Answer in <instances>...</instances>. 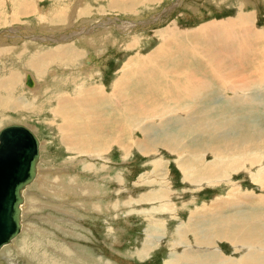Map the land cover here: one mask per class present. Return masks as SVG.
<instances>
[{
  "label": "rangeland",
  "instance_id": "374dc122",
  "mask_svg": "<svg viewBox=\"0 0 264 264\" xmlns=\"http://www.w3.org/2000/svg\"><path fill=\"white\" fill-rule=\"evenodd\" d=\"M246 16L252 18L250 29L253 28L258 37L248 38L252 42L255 41L252 43L254 52L251 51L256 59L254 65L245 69L242 63L239 71L233 63L237 61L238 56L250 54L249 49L233 59L230 56H233L236 50L238 53L241 52V48L237 47L240 50L234 51L230 47L234 51L231 55L227 54L226 49H221L217 53L221 55L224 67L230 65L240 73L221 69L216 75L209 69L208 73L214 76L209 73V77L206 75L207 66L203 65L206 61L197 60L195 55L194 59L201 65L191 61L188 64L189 69L186 67L175 74L181 78L182 86L187 84L193 87V84L198 83L199 77L209 81V84L211 82V85L217 82L213 88L218 87L216 89L220 90L223 89L224 82L225 87L229 88L223 91L226 96H232L234 90L242 87L251 88L256 78L264 82V0H0V97L14 99L6 104L9 109L4 110L0 107V130L6 125L20 123L35 130L42 143L38 175L25 192L22 232L11 245L0 251V264H168L172 254L181 255L187 263L194 257V261H190L191 264H195L197 256L206 254L210 255L207 258L209 260L204 261L206 264L214 262L219 264L221 261H218L219 254L212 252L214 247L222 249L223 257L233 258L231 260L233 264L237 259L241 262L242 259L251 258L252 252L247 251L250 246L240 249L239 243L233 244L227 240L229 229H222L224 238L210 232L213 231L212 227L217 219L223 227L235 226L233 221L242 216L250 214L249 217L252 215L251 217L255 218V215L261 212L253 211L255 212L253 214L249 211L253 210L252 205L260 210L264 206V200H260L264 198V181L260 182L259 179L264 176L263 171L259 170L264 169L263 150L260 154L257 152L258 165L249 164L244 161L247 157L241 159V156H238L239 170L236 172L227 170L228 174L224 173L219 183H208L204 179L199 181L205 164H214L215 158L209 153L200 156L191 153L190 151L198 153L199 150L186 147L171 152L160 140L154 147H150V141L145 136L149 134L152 142L161 136L156 125L161 123V118L155 116L154 119H149L153 120L151 122L154 126L150 127L152 123L145 118L143 120L142 117L133 116L136 118L134 119L132 113H129L131 116L124 115L123 110H127V107L130 109L133 105L127 102L130 96L129 88L135 90V86L130 83L128 96L116 97L115 102H112L115 105L107 103L106 107L95 105L92 108H99L92 111L95 125L87 126L88 129L92 127L90 130L94 131L90 132L87 129L88 132L84 134L88 133L87 136L94 137L102 135L104 138L110 136L104 139L105 142H101L103 152L97 150L91 153L92 146L86 143L87 139L77 138L82 134L70 131L72 124L76 122L83 124L85 120L82 122L74 118L71 125H68L65 123L66 118L58 113L60 102L69 98L74 104L83 95L93 96L94 88L96 90L97 87L103 86V90L112 95L115 82L123 75L125 66L131 59L134 63L138 59L145 62L160 48L164 42L163 38L182 36L187 38L188 33L203 25L216 21L223 24L228 20ZM174 35L176 37H173ZM246 36L247 33L244 37ZM244 37L240 38L241 41L247 39ZM66 46L68 48L65 50L68 49L72 55L65 56L67 60L59 50ZM242 49L245 50L244 47ZM196 50L193 52L197 53ZM57 55L63 59L57 58ZM90 55L94 57L91 61L88 59ZM49 56L53 58L51 61L47 59ZM39 57L41 61L44 57L42 63H46V69L45 71L42 69L41 73L36 67L31 68V64H35L37 59L40 60ZM53 60L56 61L52 63ZM26 72H32L41 82L42 87L38 92L33 93L25 87ZM219 72L222 76H219ZM245 77L248 80L241 84V79H246ZM181 91L177 93L180 104H170V107L166 104L158 110L162 111L164 107L165 111L168 109L178 111L174 120H171L172 112L166 120L175 122L170 125L173 127H169V131L179 132V128L181 130L183 126L186 130L191 127V131L185 130V135L181 133L184 138H181L183 141L180 142L186 146L201 145L204 142V133L192 131L203 125L202 116H194L187 120V124L191 121L190 126L177 121L185 120L184 114L187 112L185 107L190 104V101L183 100L186 96L185 90ZM16 99L22 107L14 106ZM217 101H208L207 104L203 100L202 103L209 108L217 107L218 112V107L223 102ZM142 102L145 107L150 105L146 100ZM224 107L226 106L221 108ZM190 109L194 111L195 107ZM99 112L103 113L99 115ZM177 115H181L180 118ZM263 119L251 121L263 126ZM134 121L137 123L134 124ZM143 129L148 133L146 134ZM67 133L72 137L71 142L62 137L64 134L67 136ZM110 134L117 136L111 137ZM75 136L77 137L73 138ZM73 143L76 148L72 147ZM68 145H71L72 149ZM147 145L149 148H146ZM191 162H194L193 167L190 165ZM237 194L248 195L250 199H246L245 196L239 197ZM237 200H241L240 204ZM262 214L264 212L261 216ZM254 221L258 222V219ZM241 224L247 225L244 221ZM183 227L185 229L181 230ZM199 228L201 236L206 231V237L207 235L212 237L214 246L209 244L211 240H208L209 242L203 240V244L198 242ZM262 235L261 239L249 240V244L254 248L261 247L255 241L264 239V233ZM145 242L146 245L148 242L154 244L150 252L147 249L146 256V251L143 252ZM204 245H208V248L205 249ZM263 247L264 245L261 247L264 251ZM140 253L143 254V258Z\"/></svg>",
  "mask_w": 264,
  "mask_h": 264
},
{
  "label": "bare ground",
  "instance_id": "6f19581e",
  "mask_svg": "<svg viewBox=\"0 0 264 264\" xmlns=\"http://www.w3.org/2000/svg\"><path fill=\"white\" fill-rule=\"evenodd\" d=\"M24 6L26 7L27 5L24 4ZM243 16H245V13H244ZM238 18L237 19H234V20H228L227 22H225L223 24H221V21H220V23H219V21L218 22L216 21V22H213V23H210V24L203 25L199 29H196L194 32L188 33L187 34V38L184 37V36H182L183 38L182 37L181 38L176 37L177 36L176 35L177 34V29H176V34H175L176 36L175 35L173 36V37H176V38H168V37L167 38L166 37L163 38V41L164 42L161 44L160 48L157 49L156 52L154 54H152L145 62L143 60H142L143 61L142 62L140 59H138L139 61L136 60L135 61L136 63H134L132 61V59H131V62H129L125 66V70L123 71L124 72L123 75L115 82V84L113 86L114 87V92L112 93V95L107 94L108 91L105 92L103 90L104 88H102L103 86H101V87H97L96 88V90L99 89V91H97V92H96L95 88L93 87L94 88L92 90L93 93H94L93 96L83 95L80 98V100H78L74 104H73V100H71V99H69V98L66 97L67 100L66 101L64 100L65 103L64 102H62V103L60 102V105H59L60 106L59 107L60 110L58 111L59 114H62V116H64L66 118L65 119L66 120L65 123L68 124V125H71V122L74 120V118H76V120H80L82 122H84L83 120H85V122L87 120V123H85V122H84L85 124L83 123L84 125L83 124H80L81 122L78 123L76 121H75L76 123L72 124L70 131H72L73 133H76L77 132L76 134H79V135L82 134L81 136H78V137L75 136L73 138H76V137L77 138H80V137H82V138L87 139V141L85 140L86 143H88L89 146H92L91 147V150H90L91 153H93L92 151L95 152L97 150H102L101 148H103V147H101L102 146L101 145V142L102 143L105 142L104 139H107L106 137H110V136L107 135L104 138V137H101L102 135L101 136L99 135L100 137H94V136H87L88 133L87 134H84V132L86 133L88 131H90V132L94 131V130H90V128L92 129V127H89V129L87 127V126H91V125L94 124V122L92 120V111L95 108L94 109H92V108L95 105L96 106L103 105L104 107H106V104L107 103L111 104L113 101L115 102V98L116 97L119 98L120 95L122 97H124V98L127 97L128 96V88H129V86L131 84V85L135 86L134 87L135 90L133 88H132L133 90L131 88H129L130 96L128 97L127 102L129 103V105L130 104H133V105H132V108H130V109H128V107H127V110L128 111L127 110H123L125 112L124 115H129V113H132L133 114L132 117L133 116L134 117L137 116V118L138 117L139 118L142 117L143 120L145 118L148 122L152 123V126H150V124H149L150 127H154V126H153V122H151L153 120H149V119H154L153 117H155V116L158 117V118H161L160 119L161 123L160 122L158 124L154 123V125L156 124L158 126L159 133L161 135L159 137L157 136L158 139L156 138V141L152 142L153 140L151 141L149 139V134L147 136H145L148 133V131H146V130L143 129L145 131V133H146L144 135L145 138L147 137V140L150 141V143H149V146L151 145L150 147H154V144H156L157 141L160 140V142L165 143L164 144V147L166 149H168L169 151H171V152H173L174 149H177L178 148V150H179L180 148H183L184 149L186 147L187 149H193V150L194 149H197V150H199L198 153H197V151H196V153L193 152V151H190L191 153H194V154H197V155L199 154V156H200V154L206 155V154L209 153L211 156H213L215 158L216 161H215L214 164H211V165H206L205 164L203 170H201L202 172H201V175L199 176V181H203V179H204V180L208 181V183L209 182L210 183H214V184L215 183H219L220 181H222V176H224V173H227L226 172L227 170H232V172H236L237 170H239L240 164L238 163L239 162V157L238 156H241V159L247 157L245 160L244 159L243 160L246 161L249 164H252V165L253 164H257L258 165L259 164L258 156L261 153L260 151H262V150L264 151V127H263L264 125L263 126L258 125L254 121L252 122L251 119H256L257 120V119L264 118V82L262 80H258V78H256L258 81L255 79L256 81L253 82V86H252L253 88L251 87L252 88L251 89V88L248 87L247 88L248 90H247L245 87H242L241 88V86H242L241 84H242V82H246L245 80H248V78H246V77H245L246 79H243L242 78L244 81L241 79V84H240L241 85L240 86L241 89L234 90L235 93L233 92L234 94H231L232 96H229V95L226 96V95H224V92L223 91L224 90H227L228 87L227 88L225 87V85H224L225 83L222 80L221 81L223 82V84H222L223 89L218 90V89H216L218 87H216V88L214 87L213 88V85L215 83H217V82L214 81L215 83L213 85H211V82L209 84L208 83L209 81L207 82L203 78H201L203 80L200 81L201 79L198 76L197 77H198L199 81H197L198 83H196L195 85L193 84V87L192 86L191 87L190 86H187V84H184L182 86L181 83H180L181 82V78H178L175 75V74L179 73L180 71H183L184 69H186V67L188 68V64L191 63V61H196V62H193V63H196V65H201L197 60L206 61V64H203L204 66H207L205 68L207 70V74L206 75H208L210 72L212 74L215 73L217 75L216 72H218V70L221 71V69L226 70V71L231 72V73H232V71H236L235 73H237L238 71L235 68H237L240 71L241 68L239 69V66L241 67L242 63H243V66H244L245 69L246 68L249 69V67H251L252 65H254V61L256 59H255V56H252L251 51H252V43H255V41L252 42V41L248 40V38L249 37H253V38L257 39L258 37H256L255 30L253 28H251L253 30L250 29V24L252 23V18H250L249 16L240 17L239 19ZM105 28H106V26H105ZM69 29H70V27H69ZM246 33H247V36L244 37V35ZM53 36L55 38V35H53ZM263 36H264V34H263ZM242 37L247 38V39H245V40L243 39L241 41L240 38H242ZM70 39H71V37H70ZM233 39H236V40L239 39L240 41L234 42ZM69 46H71V45H69ZM234 46L236 48H234ZM230 47H232L234 49V51L236 49L240 50L237 47H240L241 48V52L239 51V53H238L237 50H236L235 51L236 53L233 56H230L233 59L234 58H237L235 56H238V55H241V54L246 53V51H248V49H249V52H250V54L247 53L246 56H238L239 58H237V61L235 60L236 62L233 61L234 62L233 63V66L235 68L232 67V66H230V65H226L224 67L222 65L221 55L219 53H217V51H219L221 49H226L227 54H230L231 55V53H233L234 51H233V49L231 50ZM242 47H244L245 50H243ZM66 48H68V46H66L64 49L63 48L62 49H59L60 52H61V54L64 55V59L65 60H67L65 58V56L66 57H72V55H70V51H68V49L65 50ZM254 48H255V46H254ZM195 49H197L196 50L197 53L193 52ZM74 50H75V47H74ZM260 50H262V49H260ZM252 52H254V51H252ZM256 54H257V52H256ZM68 55H70V56H68ZM194 56H195V58L197 60L194 59ZM56 57L57 58H60V57H58V55ZM227 57H229V56H227ZM51 58H52L51 56L47 57V59H50V61H51ZM60 59H63V58H60ZM88 59L91 61V60L94 59V57L90 55ZM43 60H45L44 57H42V61ZM42 61H41V58H40V60L37 59L35 61L36 62L35 64H31V66H32L31 68L36 67L39 73H41L42 69L45 71V69H46V63H44V62L42 63ZM52 63H54V61ZM88 63H90V62H88ZM228 63H229V60H227L226 64H228ZM258 65H259V63H258ZM99 66H101V65H99ZM209 69H210V72L208 73ZM229 69H231V70H229ZM258 69H259V67H258ZM191 70H192V68H191ZM189 71L190 70H188V72ZM86 72H83V73L86 74ZM193 72H195V71L193 70ZM211 73L209 75L213 76ZM225 73H227V72H225ZM235 73H233V74H235ZM238 73H240V72H238ZM27 75H30L31 76V78L33 80V84L32 85H28L26 83ZM220 75L222 76V74H220V72H219V76ZM261 76H263V75H261ZM191 77H189V79ZM185 78H186V75H185ZM210 79L212 80V78H210ZM186 80H187V78H186ZM192 80H193V82H195L194 79H192ZM223 80H224V78H223ZM183 81H184V79H183ZM190 81L191 80H189V82ZM191 83H192V81H191ZM232 83L236 84V82H232ZM248 83H250V81ZM188 84H190V83H188ZM24 85H25V87L28 90H30L33 93L38 92L41 89V87H42L41 82L38 81V79L35 77V75L32 72H26L25 73ZM246 85H247V83H246ZM10 87H12V85ZM1 88H2V86H1ZM182 88L185 90L184 92L186 94L185 99H183V100L184 101L185 100L186 101H190V104L185 107V108H187L186 109L187 112L184 114V117L186 116L185 117V120L183 121V119H182V120H177V121L179 123H181V124H184V123L187 122V120L189 121L194 116H198V115L199 116H202V118L204 119V120H202L203 125L198 128L199 130L198 129H194L192 131V132H198L199 134L204 133V135H203V136H205L204 142L201 145H198L199 147L197 145H195V146H188L187 145L188 146L187 147L185 144H183L182 142H180V141H183V139H181V138H184V137L181 136V133H182V135H185V130H186L185 126H183V129H181V130L179 128V132L178 131L177 132H174L176 130H174L173 132L172 131L171 132L169 131V127H173V126H170V125H173V123H175V122L172 123L171 120L172 119L173 120L175 119L176 112H178V111H174V110H171V109H170V111H168L169 109L167 111H165V108L164 107H163L164 110H162V111H159L158 110L161 106H164V105L166 106V104H167V106H169L170 104H174V105H176L178 103L180 104L181 103L180 102V98L178 97V94L177 93H178V91H181V90L183 91ZM249 90L251 92L248 93ZM140 92H141V94H140ZM66 95L67 94H65V96ZM13 100H11L9 98H4L3 99V98L0 97V101L2 102V103L0 102V105H2L0 107H3L4 110H6L5 108L9 109L8 107H6V104L7 103L9 104L10 101H13ZM74 100H76V99H74ZM134 100L136 102H132ZM142 100H146V103L149 102V104H150L149 106L151 108L149 106L148 107L150 109L147 106H146L147 107L146 108L143 105ZM203 100L207 104H208V101L215 102L217 100L218 101L219 100L220 101L222 100L221 102H223V103H220L221 104L220 106L218 105L219 106L218 107L219 110L217 112L216 111V108L217 107H212V108L211 107L210 108L209 107H206V105L203 104L204 102L202 103ZM17 102H18V100L16 101V103ZM16 103L14 105L15 107H17V106L20 105L19 103H17V104ZM112 105H115V103H112ZM121 106L123 107V105H121ZM223 106H226V107L221 108ZM116 107H117V105H116ZM138 107L140 108L139 110H138ZM142 107H145V108H142ZM190 107L191 108L195 107V110L194 111L191 110ZM17 108H19V107H17ZM71 108H72V110H71ZM96 109H99V108L97 107ZM134 109H136V110H134ZM223 109H225V110H223ZM131 110H132V112H129ZM99 111H101V110H99ZM180 111L183 112L182 109H180ZM240 111H242L243 113H240ZM244 111H245V113H244ZM170 112H172L173 114L171 113L172 114V116H171L172 118H171V120L169 119L170 122L168 121L169 124H167L168 122L166 120H167V118H169ZM182 112H180V113H182ZM102 113L103 112H99L98 114L100 115ZM119 113H120V109H119ZM116 116H115V118H116ZM129 116H131V114ZM180 116L181 115H177L178 118H180ZM213 117H216L218 119H213ZM134 119H136V118H134ZM119 121L120 120H118V122ZM126 121H124V122H126ZM193 121L196 122L195 120H193ZM95 122L97 123V120H95ZM190 122H188V123L191 124ZM246 122H247V124H246ZM127 123H129V122H127ZM136 123L137 122H135L134 124H136ZM186 124H184V125H186ZM189 124H187V126ZM125 125H126V123H125ZM192 125H193V123H192ZM66 127H67V125H66ZM139 127H141V126H139ZM145 127H147V126H145ZM112 128H113V126H112ZM190 128L188 130H186V131H188V132L191 131ZM87 129H88V131H87ZM31 130L35 133V130H33V129H31ZM120 130H122V129H120ZM66 132H68V131H66ZM115 132H114V134H116ZM68 134L69 133H67V136H65L66 134H64L62 137L66 141L69 140V142H71L72 137H71V135H68ZM101 134H103V133H101ZM35 135L37 136V134H35ZM96 135H97V133H96ZM113 135H111V137H113ZM191 135H192V133H191ZM103 136H104V134H103ZM114 136L116 137L117 135H114ZM38 139H39V137H38ZM199 139H197V140H199ZM199 141H201V140H199ZM39 143H40V157H39L38 165L40 164V160H41V148H42V143H41L40 139H39ZM162 143H161V145H163ZM73 145H74V143H73ZM70 146L71 145H68V147L70 149H72ZM149 146L147 145L146 148H149ZM72 147L76 148V145H74ZM143 148L145 149V147H143ZM143 148H140V149L143 150ZM102 152H103V150H102ZM257 152H259V154ZM193 163L194 162H191V164H190L191 167H193L192 166V165H194ZM38 165H37V175H38V169H39L38 168ZM187 167H188V165H187ZM259 170L263 171V174H264V169H261L260 168ZM250 172H252V171H250ZM37 175H36V177H37ZM188 179H191V178L188 177ZM197 179H198V177H197ZM259 179H260V182L261 181H264V176L263 177L261 176V178H259ZM214 181H216V182H214ZM32 183L28 184L25 187V189L23 190V192H22L23 195H24V202H25V196H26L25 195V192H27L26 190L28 189V187ZM239 195H240V193H239ZM244 196H245L246 199H250V196H248V195H244ZM244 196H239V197H244ZM256 197H258V196H256ZM251 200H252V198H251ZM260 200L262 201V200H264V198H262ZM237 201L239 202L241 200H237ZM24 202L21 205L22 214H23ZM243 202H245V201H243ZM238 204H240V202ZM252 207H253V210H250L249 212L261 211L260 213L258 212V214L255 215V218H254V216L252 218L251 217L252 215L250 216L251 217L250 218L249 217L250 214L249 215L247 214L245 217H243V216L241 218L238 217L239 219H237V221H233L234 224H236L235 226H228V227H223L217 221L218 220L217 219L216 220V223L214 222V224H213V227H212L213 228V231L210 232V233H213L214 232L215 234H213V235H215V236L219 235V237L224 238L223 236H225V234L222 233L223 232L222 229H224V228L229 229V231H230V234L229 235H231V237L229 235H226L227 237H229V238H227V240H229L233 244H235V242L236 243H239L238 244V247L240 249L246 248L245 246H250V247H248L250 249H248L247 251L248 252H252V254L250 255L251 258H249V257L246 258L245 257L246 259H242L241 262H238V259H237V261H235L234 264H239V263L240 264L241 263L242 264H264V251L261 248L262 245H264V239H262L261 241H259V240L258 241H255V242L259 243L261 247L258 246L257 248L256 247L254 248V246H252L251 244H249V240L252 239L254 241L255 239H259V238L261 239V237L263 236L262 234L264 233V217H262V216L264 214H262V216H261V213L264 212V206H263V208H261V210H260V208H257V207H255L253 205H252ZM246 212H248V211H246ZM253 214H255V212H253ZM256 217H258V218H256ZM256 219H258V222H255L254 221ZM211 221H213V220H211ZM243 221L246 222L247 225H244L243 226V224H241ZM220 222H222V221H220ZM210 226H211V224H210ZM245 226H248V227H245ZM258 228H260L261 230H258ZM183 229H185V228L183 227L181 230H183ZM21 232H22V229H21ZM205 232L206 231H204V234L206 235ZM225 232L227 233V231H225ZM258 234H260V235H258ZM180 235H182V234H180ZM210 237H211L210 235L209 236L207 235L206 241L209 242L208 240H211V243L209 242V244L212 245L215 242H213L212 237L211 238ZM150 241H152V239ZM199 241H200V238H199ZM12 242L9 243V244L3 245L0 248V251L4 247H6L8 245H11ZM154 242L155 241H153V243ZM153 243H151V244H153ZM151 244H150V242H148V244L146 245V248L144 250V251H146V253L148 251L147 249H149L151 247ZM207 246L208 245H204L203 247H205V249H206V248H208ZM212 246H214V245H212ZM209 247H211V246H209ZM236 247H237V245H236ZM212 250H214L212 252H216L217 254H219L218 261L221 260L219 262V264H233L232 261H231V260H233V258L230 259V258H227V257H223L222 256L223 255L221 253L222 252V249H219L218 247L217 248L214 247ZM172 255H176V254H172ZM177 256L179 257V260L181 262H183V260L185 259L184 257H180L179 255H177ZM189 256H191V255H189ZM196 256H197V254H196ZM209 256L210 255H206V254H203L201 256H197L198 258L195 259V262L197 264H206L205 262H207V260H209V259H207V258H209ZM182 258H184V259H182ZM193 258L194 257H192L191 259H193ZM213 258H215V257H213ZM248 258H249V260H248ZM191 259H190V261H194V259L193 260H191ZM171 261H172V263L169 262L168 264H174L175 263V262H173V258H172ZM190 261H189V263L191 264L192 262H190ZM184 262H186V263H182V264H187V261H184ZM216 263L214 262V264H216Z\"/></svg>",
  "mask_w": 264,
  "mask_h": 264
},
{
  "label": "water",
  "instance_id": "95a60500",
  "mask_svg": "<svg viewBox=\"0 0 264 264\" xmlns=\"http://www.w3.org/2000/svg\"><path fill=\"white\" fill-rule=\"evenodd\" d=\"M26 83L33 84L30 75ZM40 143L27 126L14 123L0 130V248L22 229L23 190L37 175Z\"/></svg>",
  "mask_w": 264,
  "mask_h": 264
},
{
  "label": "crops",
  "instance_id": "0c3cea01",
  "mask_svg": "<svg viewBox=\"0 0 264 264\" xmlns=\"http://www.w3.org/2000/svg\"><path fill=\"white\" fill-rule=\"evenodd\" d=\"M3 1V0H2ZM54 62H55V60H53ZM204 213H205V211H204ZM253 218V217H252ZM178 231V230H177ZM199 231L201 232V230H200V228H199ZM200 232H198L197 233V235H200ZM202 233V232H201ZM215 234V233H214ZM204 236H198L199 238H200V241L198 240V242L199 243H202V241H203V239H204V241L205 242H207L206 241V239H207V237H206V235L205 234H203ZM160 242V241H159ZM230 243V242H229ZM231 244V243H230ZM145 246H144V249H145V247H146V242H145V244H144ZM156 245V244H155ZM199 246V245H198ZM201 246V245H200ZM153 247H154V244L152 245V247L150 248V249H148V250H152L153 249ZM149 251V252H150ZM143 252H144V250H143ZM141 254V257L143 258V254L142 253H140ZM146 254H148V251H147V253H145V256H146ZM178 254H176V255H173L172 257H171V260H172V258H173V262H175L174 264H182V263H186V262H184V260H183V262H181V261H179V257L177 256ZM180 257H181V255H179ZM170 263H172V261H170ZM188 264V263H187ZM190 264V263H189ZM195 264H197L196 262H195Z\"/></svg>",
  "mask_w": 264,
  "mask_h": 264
},
{
  "label": "flooded vegetation",
  "instance_id": "af4514ba",
  "mask_svg": "<svg viewBox=\"0 0 264 264\" xmlns=\"http://www.w3.org/2000/svg\"><path fill=\"white\" fill-rule=\"evenodd\" d=\"M35 134H36V132H35ZM37 137H38V135H37ZM41 141V140H40Z\"/></svg>",
  "mask_w": 264,
  "mask_h": 264
}]
</instances>
